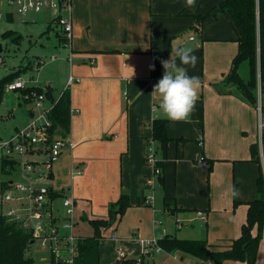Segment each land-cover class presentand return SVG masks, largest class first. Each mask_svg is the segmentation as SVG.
I'll list each match as a JSON object with an SVG mask.
<instances>
[{"label": "crops", "instance_id": "obj_1", "mask_svg": "<svg viewBox=\"0 0 264 264\" xmlns=\"http://www.w3.org/2000/svg\"><path fill=\"white\" fill-rule=\"evenodd\" d=\"M220 1L211 0L208 6L210 14L199 33L193 26L194 15L199 13L186 7L185 0H72V47L65 44L61 29L56 30L59 41L71 50L68 57L71 64L69 76L64 85L59 84L63 90L55 95L51 83L40 86L33 78L30 84L51 91L53 95L52 98L46 96V106L56 102L65 89L70 90L71 127L67 140L73 143V147H66L58 161L62 156L71 160L67 172L73 166L82 169L75 180L83 176L96 177L95 172L90 175V159L78 156L80 150L88 151L107 163L116 164V158L120 162L121 191L106 189L96 210L100 217L107 216L109 203L116 201L123 192L136 195L138 203L142 198L146 200L148 186L155 178L152 164L146 161L147 142L153 139V120L167 119L159 109V95L152 92L164 72L160 61L169 59L171 50L178 46L193 48L197 57L195 67H188V74L199 77L201 83L197 101L202 100L203 124L201 128L197 102L187 121L167 119L170 140L161 177L165 176L166 164H174L177 171L188 167L194 176L186 192L190 195L192 190L201 188L204 194L209 193L208 207L194 209L198 210L197 215L201 218H204V213L207 219L209 214L212 216L217 211L223 217V221L219 220L216 225L222 228L224 238L213 244L216 248L241 235L247 220L246 202L257 197L264 198L263 192L258 190V194L251 198L243 196L239 190L240 182L237 180L244 166L249 163L258 165L250 161L252 143L259 142L260 152L263 153L261 122L264 124V118L261 105L255 107L242 95L237 85L225 81L238 53L239 43L231 17L218 7ZM117 3L132 24L127 34L113 32L115 26L109 28V20L115 24L113 20L117 18L114 8L119 6ZM43 11L23 15H29L27 18L34 23L48 24L49 28L59 25L56 14L41 15ZM7 17L12 19L13 11H8ZM150 20L152 23L148 24ZM158 24L161 26L158 27ZM70 76L78 80L69 83ZM32 115L33 105L29 110L30 120ZM155 146L156 159L161 158L158 141ZM200 158L205 159L208 167L198 163ZM53 166L50 184L55 179ZM255 174L257 184L259 165ZM52 188L58 193L54 197V206L60 195L72 193L75 197L73 186H62L59 190ZM167 197L166 206L172 211L191 209L184 202V196L180 197L177 191L173 190ZM75 199L77 213L80 199ZM76 222L77 232L80 222L77 214ZM118 225L111 227L117 228ZM256 231L257 228L254 233ZM77 234L82 238L90 236ZM115 234L112 238L116 240ZM262 236L255 264H264V226ZM203 239L209 242L208 238ZM141 246L143 249V244ZM179 262L214 264L186 252L181 253ZM219 264L246 262L225 260Z\"/></svg>", "mask_w": 264, "mask_h": 264}, {"label": "rangeland", "instance_id": "obj_2", "mask_svg": "<svg viewBox=\"0 0 264 264\" xmlns=\"http://www.w3.org/2000/svg\"><path fill=\"white\" fill-rule=\"evenodd\" d=\"M6 1L0 0L1 11L3 12L0 18V44L3 46L0 58L4 60L0 64V81L20 68L23 71L21 77L28 81L33 78L40 86L51 83L52 92L55 95L58 94L63 90L59 84L63 83L64 85L71 69V64L68 61L71 50L59 41L56 34V30H60V26L54 25V27L49 28L48 24L34 23L30 18H27L29 15L24 17L23 14L16 12L14 7L7 5ZM210 2L211 0H196L193 10L202 15L206 14L210 8H208ZM117 4L119 6H114L117 18L115 17L113 20L115 24L109 20V28L112 29L115 26L113 32L127 34L128 28L132 27V24L121 11L120 3ZM8 11H13L12 19L7 17ZM40 14L54 15L56 13L43 11ZM151 23V20L148 21V24ZM160 26L158 24V27ZM53 55L56 56L55 59H52L51 56ZM239 73L245 81L250 78L249 60L245 59L240 63ZM258 79L256 94L258 105H261L262 108L264 107V88L260 84V73ZM31 107L30 102L24 101L22 90L9 91L5 89L0 92V141L10 139L18 129H23L29 123ZM59 132L58 129L56 131L58 137L61 136ZM78 156L90 159V175L95 172L96 177L93 179L83 176L75 180L76 177L71 176L70 170L67 172L71 160L62 156L59 161L54 163L55 179L51 186L58 190L62 186L66 188L73 186L75 197L80 199L76 213L77 219L80 221L77 232L81 235H92L94 227L89 217L98 218L101 216L96 210L102 202V195L106 189L116 188L117 191H121V167L117 158L116 164L115 162L107 163L106 160L96 158L85 150H80ZM18 161L22 162V158L18 157ZM19 170V166L15 167V165L14 168H10V166L3 168L2 160H0V195L5 189L3 187L4 181L20 182L23 180L18 175ZM190 171L188 167H181L177 171L174 164L170 163L165 166L163 178L154 172L155 178L148 186L146 195V199L152 198L151 203H147L143 198L138 203L136 195L133 196L131 192H126L130 195V205L125 209L118 227H110L106 231L107 237L101 241L100 246V264H118L123 259L138 260L133 264H141L142 260L149 264L154 262L156 264H180V255L183 251L168 252L162 248L158 249L155 244L149 245L147 249L143 246L142 249V241L152 240L156 237L161 238L168 234H174L179 238H208L212 244L220 242L223 231L220 225H216V223L219 220L223 221V217L219 216L218 211L214 212L212 216L209 214L207 219L205 213L204 218L197 215L198 210L194 207L198 209L208 207L209 193L204 194L201 188L198 191L192 190L190 195L189 192H186L190 179L194 176ZM255 172H258V165L249 163L248 166H244L239 175L240 178L237 180L240 182L239 190L245 197L251 198L258 194L257 174ZM73 180L75 181L73 182ZM46 184L50 185V180ZM173 190L177 191L180 197L184 196V202L191 209L174 213H169L164 209L167 208L166 201L169 200L167 195ZM262 195L264 196V192ZM62 202L61 196L55 200V207L58 208L57 214L64 213L65 209ZM80 215L84 218H80ZM114 232L117 235L116 240L112 238ZM38 245L39 243L33 245L31 251L27 253L28 255L31 254L36 261H40L42 256L47 255V252L44 254L43 249ZM120 251L124 252V257L120 255Z\"/></svg>", "mask_w": 264, "mask_h": 264}, {"label": "trees", "instance_id": "obj_3", "mask_svg": "<svg viewBox=\"0 0 264 264\" xmlns=\"http://www.w3.org/2000/svg\"><path fill=\"white\" fill-rule=\"evenodd\" d=\"M218 7L231 17L238 34L237 41L239 43L238 53L233 60L229 73L225 76V81L237 85L242 95L252 105L258 107L256 89L258 88L259 73L260 84L264 88V0H221ZM209 14L210 12L194 15L195 23L193 26L199 33L202 32L203 24ZM245 59L249 60L251 67V75L247 81L242 79L239 74L240 63ZM21 72L23 71L19 69L4 77L0 81V92L5 90L7 83L20 76ZM32 90L43 91L42 88L34 86L23 90L22 93ZM45 94L52 98L53 94L50 90H46ZM197 105L200 127L202 128L203 105L201 99L197 101ZM261 111L264 118V107L261 108ZM50 118L53 123L52 131L56 132L59 129L60 137L67 139L71 127V93L69 89H65L56 101ZM152 128L153 140L159 142L158 150L161 153V158L156 160L155 167L161 170L159 174L161 177L170 140L167 132V119L155 118ZM261 143L264 155V124ZM250 161L259 165L257 188L259 193H262L264 192V169L259 142H254L251 145ZM14 163L13 161L2 160L3 168L6 166L14 168ZM6 186H8V182L4 181L3 187ZM56 195L58 193L53 192V196ZM246 203L248 204L247 220L242 226L241 235L232 239L229 244H221V248H216L207 239L179 238L173 234L160 238L158 245L168 252L180 250L214 264H219L225 260H241L246 264H255L264 226V198L257 197L248 200ZM129 205V194L123 192L116 201L109 203L106 217L90 219L94 233L80 239L76 264H100V242L106 237L105 231L113 225H118ZM166 210L169 213H174L168 206ZM255 228H257L256 233H254ZM32 241L31 233L21 228L17 223L9 222L0 211V264H35V258L31 254H27L32 249ZM136 261L138 260L123 259L118 264H133ZM141 264L149 263L142 260Z\"/></svg>", "mask_w": 264, "mask_h": 264}, {"label": "built area", "instance_id": "obj_4", "mask_svg": "<svg viewBox=\"0 0 264 264\" xmlns=\"http://www.w3.org/2000/svg\"><path fill=\"white\" fill-rule=\"evenodd\" d=\"M7 5L12 6L20 14L40 12L45 9L56 12L57 22L60 25L64 42L72 47L73 21L72 0H7ZM3 12L0 5V18ZM191 39H194L191 36ZM55 59L56 56H51ZM0 58V64L3 63ZM78 80L74 76L69 77V83ZM34 87L30 81L18 76L6 84L9 91L27 90ZM35 90L22 93L23 99L33 105V115L30 122L8 140L0 141V160L15 162L19 166L18 175L23 178L20 182H8L0 195V211L9 222H15L21 228L31 233L33 245L39 243L44 254L38 264H76L79 254L78 243L82 237L76 232V199L73 195H60L64 206V213H56L51 184H46L51 178L52 166L58 161L66 147H73V143L55 135L52 131L53 123L50 118L51 111L56 102L50 106L45 105L46 94ZM263 123L261 122V127ZM22 158V162L18 161ZM264 167V155L261 153ZM156 146L154 140L147 142L146 161L154 166V172L160 174L161 170L155 167ZM203 167H208L205 159H198ZM82 173V169L73 166L70 170L74 178ZM62 194V193H61ZM152 198L146 199L151 203ZM168 212V210H166ZM201 213V212H199ZM116 237V234L114 235ZM160 238L142 241L145 249L149 245H158ZM149 251V250H148ZM124 257V252L120 251ZM35 263V264H36Z\"/></svg>", "mask_w": 264, "mask_h": 264}, {"label": "clouds", "instance_id": "obj_5", "mask_svg": "<svg viewBox=\"0 0 264 264\" xmlns=\"http://www.w3.org/2000/svg\"><path fill=\"white\" fill-rule=\"evenodd\" d=\"M185 3L186 7L194 8L196 0ZM196 62L193 48L179 46L171 50L169 59L160 61L164 72L152 93L159 95V109L173 122L187 121L195 108L201 83L199 77L188 74V67L194 68Z\"/></svg>", "mask_w": 264, "mask_h": 264}, {"label": "water", "instance_id": "obj_6", "mask_svg": "<svg viewBox=\"0 0 264 264\" xmlns=\"http://www.w3.org/2000/svg\"><path fill=\"white\" fill-rule=\"evenodd\" d=\"M3 51V46L0 44V53Z\"/></svg>", "mask_w": 264, "mask_h": 264}]
</instances>
